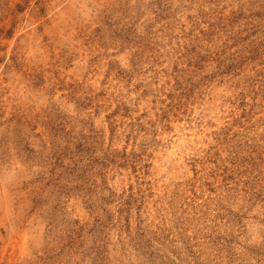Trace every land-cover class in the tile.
Returning a JSON list of instances; mask_svg holds the SVG:
<instances>
[{"label":"clouds","instance_id":"clouds-1","mask_svg":"<svg viewBox=\"0 0 264 264\" xmlns=\"http://www.w3.org/2000/svg\"><path fill=\"white\" fill-rule=\"evenodd\" d=\"M0 264H264V0H0Z\"/></svg>","mask_w":264,"mask_h":264},{"label":"rangeland","instance_id":"rangeland-1","mask_svg":"<svg viewBox=\"0 0 264 264\" xmlns=\"http://www.w3.org/2000/svg\"><path fill=\"white\" fill-rule=\"evenodd\" d=\"M211 162V161H210ZM231 163V162H230ZM227 168V165H225V169Z\"/></svg>","mask_w":264,"mask_h":264}]
</instances>
